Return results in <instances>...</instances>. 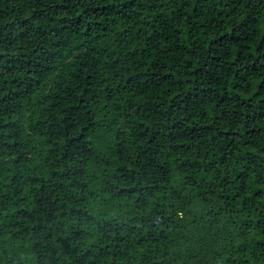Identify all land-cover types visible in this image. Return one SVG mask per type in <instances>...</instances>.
Segmentation results:
<instances>
[{
  "label": "trees",
  "instance_id": "obj_1",
  "mask_svg": "<svg viewBox=\"0 0 264 264\" xmlns=\"http://www.w3.org/2000/svg\"><path fill=\"white\" fill-rule=\"evenodd\" d=\"M0 264H264V0H0Z\"/></svg>",
  "mask_w": 264,
  "mask_h": 264
}]
</instances>
